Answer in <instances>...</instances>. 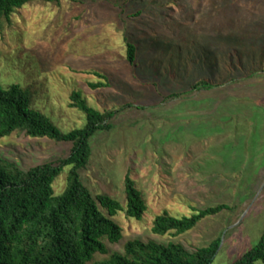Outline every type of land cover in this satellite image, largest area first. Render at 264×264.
I'll return each mask as SVG.
<instances>
[{
    "label": "rangeland",
    "instance_id": "obj_1",
    "mask_svg": "<svg viewBox=\"0 0 264 264\" xmlns=\"http://www.w3.org/2000/svg\"><path fill=\"white\" fill-rule=\"evenodd\" d=\"M127 40L138 46L135 65ZM201 81L222 86L190 93ZM0 84L19 87L63 133L88 125L72 107L75 92L101 112L132 105L112 131L92 139L81 178L95 198L108 195L126 209L131 174L147 211L141 220L124 210L113 217L123 239L106 242L109 254L95 261L134 239L194 253L221 238L213 264H233L263 236L264 0L34 1L0 17ZM73 147L14 133L0 138V158L28 171L69 158ZM71 168L55 180L56 196L67 190ZM221 204L231 210L185 234L152 231L164 212L182 219Z\"/></svg>",
    "mask_w": 264,
    "mask_h": 264
},
{
    "label": "trees",
    "instance_id": "obj_2",
    "mask_svg": "<svg viewBox=\"0 0 264 264\" xmlns=\"http://www.w3.org/2000/svg\"><path fill=\"white\" fill-rule=\"evenodd\" d=\"M34 1L60 3L64 0H0V17L10 19L15 11ZM127 49L128 62L135 65L138 46L127 40ZM236 82L238 80H233ZM109 85L91 83L90 87L99 89ZM221 86L201 81L191 87L190 93L211 92ZM179 96L173 94L170 98ZM131 106L101 112L75 92L72 94V107L86 114L88 125L63 133L46 116L32 108L31 100L20 93L19 87L4 89L0 84V138L24 133L35 138L74 144L69 158L28 171L0 158V264L214 263L221 248V238L194 253L178 243L161 244L134 239L125 244L123 253L116 252L107 259L95 261L97 255L109 254L106 242L117 244L123 239V229L113 221V217L124 210L128 218L141 220L147 211L146 201L131 174L126 178V209L108 195L95 198L81 178L93 155L92 139L99 132L112 131L119 114ZM260 140L261 137L254 133L250 141L255 147ZM66 166L72 167L68 188L56 196L53 184ZM100 206L108 212V217L101 212ZM227 210L231 208L226 204L195 209L191 217L182 219L164 212L156 217L152 231L160 236L170 233L182 235L195 229L205 218ZM233 264H264V234L253 249Z\"/></svg>",
    "mask_w": 264,
    "mask_h": 264
},
{
    "label": "water",
    "instance_id": "obj_3",
    "mask_svg": "<svg viewBox=\"0 0 264 264\" xmlns=\"http://www.w3.org/2000/svg\"><path fill=\"white\" fill-rule=\"evenodd\" d=\"M221 249V248H220Z\"/></svg>",
    "mask_w": 264,
    "mask_h": 264
}]
</instances>
